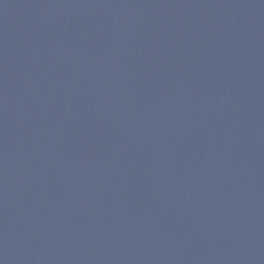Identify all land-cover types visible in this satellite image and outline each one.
Segmentation results:
<instances>
[{"label": "water", "instance_id": "95a60500", "mask_svg": "<svg viewBox=\"0 0 264 264\" xmlns=\"http://www.w3.org/2000/svg\"><path fill=\"white\" fill-rule=\"evenodd\" d=\"M0 264H264V0H0Z\"/></svg>", "mask_w": 264, "mask_h": 264}]
</instances>
